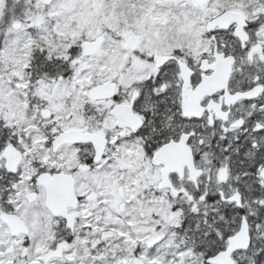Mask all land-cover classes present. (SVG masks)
<instances>
[{
    "label": "snow or ice",
    "instance_id": "1",
    "mask_svg": "<svg viewBox=\"0 0 264 264\" xmlns=\"http://www.w3.org/2000/svg\"><path fill=\"white\" fill-rule=\"evenodd\" d=\"M0 264H264V0H0Z\"/></svg>",
    "mask_w": 264,
    "mask_h": 264
}]
</instances>
